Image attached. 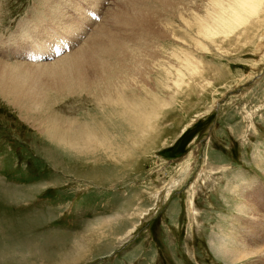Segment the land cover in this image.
Segmentation results:
<instances>
[{"label": "rangeland", "instance_id": "obj_1", "mask_svg": "<svg viewBox=\"0 0 264 264\" xmlns=\"http://www.w3.org/2000/svg\"><path fill=\"white\" fill-rule=\"evenodd\" d=\"M207 1L0 0V264H63L80 243L74 239L84 252L65 264H264V12L259 28L208 37L197 15ZM138 19L152 26L146 43ZM61 37L69 53L96 55L86 65L114 59L108 69L116 72L128 70V46L149 63L142 83L151 100L168 84L144 148L129 152L130 140L116 160L74 145L119 139L127 114L114 103L113 84L80 73L77 92L74 80L71 92L47 89L39 117L24 88L12 93L19 87L4 78L16 63L44 71L38 82L46 89L53 60L68 52L30 61L25 49L47 52ZM180 49L194 57L176 86L166 71ZM145 86L116 90L130 105L150 97ZM35 117L60 120L72 143L61 149ZM143 134H134L141 144ZM83 135L87 143H75Z\"/></svg>", "mask_w": 264, "mask_h": 264}, {"label": "bare ground", "instance_id": "obj_2", "mask_svg": "<svg viewBox=\"0 0 264 264\" xmlns=\"http://www.w3.org/2000/svg\"><path fill=\"white\" fill-rule=\"evenodd\" d=\"M215 1H217V4L214 3L213 4L214 6L211 7V4ZM140 2L142 3V0H140ZM140 2L136 5L133 4V7L136 8V9L134 8L135 11H132L134 15H139L141 13L140 11H138V7L143 6V5H140ZM213 2L211 0H208L206 2V5L210 6V8H207L206 5L204 4L205 6L204 11H203L204 14L203 15L197 14L198 16L202 18V21H203L202 26H199L198 29L199 31L203 32L204 35L206 34V36L208 37L209 35L211 36L213 34L215 35L219 33H222V34L224 33L227 36L230 31L236 30V28H239L240 26H242L241 28L246 30V28L250 26L252 23H254V25L258 26L259 28L261 22L263 21L261 14L264 12V0H214ZM249 21L250 23L245 27L246 23H248ZM138 25L141 26V28H143V29H140L141 30L140 38L141 36H142L141 39L147 38V35L150 32L149 29L152 26L150 27L149 25H147L144 19H138ZM138 25L136 26L137 28L139 27ZM136 27L133 29H131L132 28L131 27L130 30H134V29L136 30ZM129 33L130 32H128V34ZM142 41L146 43L147 39H144ZM110 43H111V39L109 38L105 42V45L108 46L110 45ZM116 43L124 44L123 41L121 42L119 40H117ZM91 44L95 45V41L93 39L91 40ZM147 46L144 48L146 49ZM19 48L20 47H18V49ZM79 50L80 48L76 49L72 53L68 52V54L66 55L63 54L64 56L62 55V57L58 56L59 58H56V60H53L52 63L56 69L50 72L48 80H47L48 86L46 85L47 86L46 89H44L45 87H42L40 83L38 82V78L43 79L42 72L44 71H40L37 73H31V71L28 70L29 68H28V65H26V63H16L15 66H13L8 72H6L8 76L4 78V81L11 83V84H17L16 86H13V87H19V89L13 91L12 93H18L19 90L21 91V89L23 88L28 92L29 94L28 98H29V104H30V108L28 110L36 114L35 116H38V117L41 116V113L39 111H42V109L45 107L46 102H47V97L45 95L46 92H48L47 89L52 90L51 88H53L54 92L55 90H59V89H64L65 92L70 91L69 89L70 81L74 80L71 82H77L78 80L82 79V76H84L80 73L88 75L87 80L91 84L93 83L96 84L95 81H97V83L102 82V83L109 84V85L113 84L111 95L113 97L114 103H117V106L121 108L127 114L123 122L121 121L122 123L121 125L124 126L125 128L120 127V134L118 135L119 139L115 141L113 138L114 135H109L106 141L96 139L95 141L91 143L89 140V147H83L77 144H74V145L81 149L85 148L87 150H91L93 155L97 154L99 156H104V158L111 157L116 160H119L122 158L121 155H123V150L127 148V147L126 148L124 147L128 144L130 140L134 142V146H132L134 148H131L129 152L134 151L137 148L138 149L144 148L143 146H145V143H147L146 142L147 140H144V138L147 139L150 134H153V131H154V129H151L150 127V120L153 119V116L157 112L158 106L166 102L165 100L166 97L162 95L161 90H165L166 89L165 87H167L168 84L167 85L163 84L161 87V90H159L160 92L158 91L159 95L156 96L157 102L155 100H151L153 97L151 94V91L148 89L147 86L144 85V84L146 85L148 84L149 82L148 77H151V74L149 73L150 70L148 68L149 63L142 61L143 60L142 57H140L138 54L137 56L136 53H132L131 50L128 48V46H126V56L128 57V59H125L124 61V67H126L128 70L124 69L118 72L109 71L108 69L109 65L114 64V59H112V61L109 62V65H106L104 68H102V63L98 65L96 68H92L94 66L86 65L87 63H91V61L96 58V55H92L90 59H86L83 55H81ZM91 50H93V46L91 47ZM180 50L182 51V49ZM181 51L180 52L178 50L173 51L174 53H176L175 58L177 60V63L175 64V67L172 69V71L170 70L166 71V75H169L170 73L171 75L172 73L173 75L175 74L174 76L175 80L173 83L176 86L180 82L181 74L182 75L185 74L184 69L188 71L187 67L191 65V60L194 57L192 55L187 54L186 52H183V51L181 52ZM131 58L140 60L139 64L133 65ZM159 60L161 61V59ZM0 62H3V61L0 60ZM163 64L158 65V66L164 67L165 65ZM23 67L27 68V71H29L28 76L25 75V77H23L24 75L22 73H24L25 69L23 70V72H20L18 70ZM138 68L140 71L138 70ZM132 73H135V74H132ZM137 77H141V79L138 78V80L140 79V82L136 81ZM28 81H31L32 84H26ZM82 81L83 80L78 81L80 83H75L74 89L72 91L77 92V89L80 87V84L82 83ZM143 81L147 83L143 84L142 83ZM37 83L39 84V86L37 85ZM142 85L146 87L145 93H144L145 96L150 95V97L149 98L140 97L138 99L139 100L138 102H134L130 105H127L124 102L122 98V94L118 93L116 90V88H120V89L139 88L141 89ZM33 86H36L39 89L38 93H36V90ZM72 94H75V93H72ZM21 95L25 96L22 92H21ZM32 121L35 122L36 126L39 128V132H42L44 136H46L53 143L61 147V149H63V147H65L66 145H69L72 143L71 142L72 139L66 137V134L69 133L68 131L72 132L71 129H66V130L63 129L62 128L63 126L61 125V123H59L60 120L57 121V119L49 117V118H43V121H40L38 118L35 117ZM135 133H144L143 134V140H144L143 144L135 140V135H134ZM138 142L140 143L139 146H135V144H137ZM75 143L86 144L87 140L85 136L83 135ZM83 163H86V162H83ZM98 223H101V220H99ZM97 224L94 225L91 228V230L98 229ZM91 230L88 232V234H90V232H93ZM74 241L80 242V243L73 242V247L75 248V251H73V253L71 254H68V256L64 258L63 264H65L68 261L77 260L81 256V254L84 252L81 239L80 241H78L77 239H74Z\"/></svg>", "mask_w": 264, "mask_h": 264}]
</instances>
